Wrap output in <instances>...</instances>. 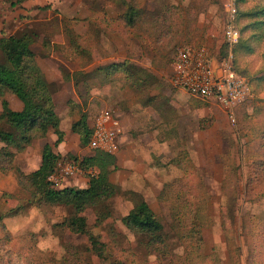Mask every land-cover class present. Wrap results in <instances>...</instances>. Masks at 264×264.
Segmentation results:
<instances>
[{"label": "rangeland", "instance_id": "1", "mask_svg": "<svg viewBox=\"0 0 264 264\" xmlns=\"http://www.w3.org/2000/svg\"><path fill=\"white\" fill-rule=\"evenodd\" d=\"M128 2L141 11L135 27L120 19L121 0H27L17 5L0 0V37L27 33L34 38L31 49L61 119L64 137L55 151L62 159L51 177L54 187H87L95 170L80 162L99 149L116 158L110 179L118 187L106 207L84 212L91 231L107 245L109 257L101 258L90 250L85 234L59 225L70 209L37 207L20 186L16 169H37L43 146L54 144L57 135L50 129L30 143L20 139L2 117L3 100L13 110H21L23 103L6 90L0 94V130L14 132L16 140L0 139V264H110L113 259L159 264L145 246L148 238L123 219L143 198L164 224L169 252L180 255L185 245L178 235L184 226L173 210L177 203L185 207L184 194L204 213L201 217L209 218L203 219L204 255L209 256L195 264H264V0ZM231 24L244 39L242 46L228 43ZM82 46L90 54L82 55ZM185 48L203 54L216 76L223 58H231L248 79L253 95L233 109L235 122L219 104L176 84L173 59ZM115 61L134 63L151 77L133 88L120 73L111 79L94 72ZM106 111L118 121L108 123L115 135L95 147L81 142L74 123L85 115L91 143L97 119ZM204 198L208 207H203ZM100 210L109 214L102 222L97 220ZM183 212L185 224H191L194 212Z\"/></svg>", "mask_w": 264, "mask_h": 264}, {"label": "trees", "instance_id": "2", "mask_svg": "<svg viewBox=\"0 0 264 264\" xmlns=\"http://www.w3.org/2000/svg\"><path fill=\"white\" fill-rule=\"evenodd\" d=\"M25 1L27 0H12V4L17 5ZM121 6L124 7V10L119 15L120 19L125 22L127 27H135L141 19V11L130 4L128 0H121ZM262 12L264 13V9ZM83 36L86 38V34ZM83 36L80 35L82 39H84ZM33 42L34 38L27 33L0 37V56L2 57L0 58V94L3 95L6 90L10 91L23 103L21 110H13L10 108L9 102L3 100L2 117L15 131L20 132V139L25 142L30 143L32 138L45 137L50 129L54 130L57 140L54 144L46 143L43 146L41 163L37 169L30 173H24L20 169H16L19 184L28 192L31 202L37 207L62 205L70 209L69 216L59 225H65L72 232L85 234L90 243V250L101 258H107L109 257L107 245L100 236L91 231L84 212L93 208L98 210L100 206L106 207V202L118 193L117 185L110 179L111 172L116 168V158L113 154L99 149L94 155L85 157L80 162L83 168H93L95 170V173L90 176L87 187L75 188L68 186L62 189L54 187L51 177L55 174L62 159V156L55 151V146L63 141L64 133L61 129V119L56 111V104L50 92L46 76L37 64L35 54L31 49ZM243 44L244 39L240 35L234 48ZM80 49L77 50H80L82 55V51L90 54L87 47L82 46ZM175 59L176 57L173 61ZM233 69L237 72L235 67ZM97 70L111 79L117 73H120L124 75L126 83L133 88H138V85L143 83L146 76L151 77L146 70L135 66L134 63L129 61H115L106 66L98 67L94 72H97ZM64 78L70 80L71 75L65 74ZM153 99L155 97H151L150 102ZM72 130L80 136L81 142L90 144L92 130L89 128L85 115H82L74 123ZM0 139H7L8 142L13 143L16 140L15 133L0 130ZM165 187L168 186L165 184L163 188ZM183 199L185 207L183 208L182 204L177 203L173 210L175 219L181 224L182 228L184 226L182 236L178 235V238L185 245L184 251L180 255L176 256L171 250L169 252V237L165 234L164 224L143 198L134 204L123 219L128 228L148 238L145 246L150 253L156 254L159 264H175L178 260L184 264H195L209 256L204 255L205 239L203 235V229L207 226V222H203V219L209 218L201 217L205 216L204 213L195 204H190V198L186 197L185 194ZM207 201L208 199L204 198L203 207L206 204L208 207ZM185 209H191L194 212L189 217V223L191 221L189 225L185 224L186 215L183 212ZM206 213H209V209ZM108 216L109 214L100 210L97 220L102 222ZM232 254L233 251H230L231 258H233ZM110 264L124 263L118 259H113Z\"/></svg>", "mask_w": 264, "mask_h": 264}, {"label": "built area", "instance_id": "3", "mask_svg": "<svg viewBox=\"0 0 264 264\" xmlns=\"http://www.w3.org/2000/svg\"><path fill=\"white\" fill-rule=\"evenodd\" d=\"M231 11L235 16L236 9L232 5ZM227 36L228 43L235 45L239 40L240 32L231 24L228 27ZM221 65L222 67L219 68L222 72L216 76L213 74L212 63H207L203 54L197 56L190 48L181 49L174 63L176 84L201 99L219 104L225 111L231 113V121L235 122L233 109L251 95V84L245 76L233 69L231 58H223ZM217 70L218 68L216 74H218ZM109 122L113 126L118 124V121L113 119L107 111L97 119L94 127L96 134L90 143L93 147L104 143L103 140L110 135H115V130H108Z\"/></svg>", "mask_w": 264, "mask_h": 264}, {"label": "bare ground", "instance_id": "4", "mask_svg": "<svg viewBox=\"0 0 264 264\" xmlns=\"http://www.w3.org/2000/svg\"><path fill=\"white\" fill-rule=\"evenodd\" d=\"M222 72V71H221ZM220 71H219V73H221Z\"/></svg>", "mask_w": 264, "mask_h": 264}, {"label": "crops", "instance_id": "5", "mask_svg": "<svg viewBox=\"0 0 264 264\" xmlns=\"http://www.w3.org/2000/svg\"><path fill=\"white\" fill-rule=\"evenodd\" d=\"M62 78H63V76H62ZM72 81V80H71Z\"/></svg>", "mask_w": 264, "mask_h": 264}]
</instances>
